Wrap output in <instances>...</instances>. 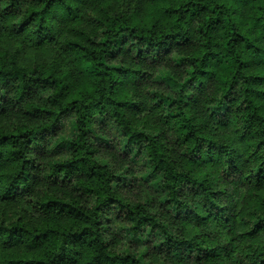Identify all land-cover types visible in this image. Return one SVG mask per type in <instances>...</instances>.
I'll use <instances>...</instances> for the list:
<instances>
[{
  "label": "clouds",
  "instance_id": "obj_1",
  "mask_svg": "<svg viewBox=\"0 0 264 264\" xmlns=\"http://www.w3.org/2000/svg\"><path fill=\"white\" fill-rule=\"evenodd\" d=\"M264 264V0H0V264Z\"/></svg>",
  "mask_w": 264,
  "mask_h": 264
},
{
  "label": "trees",
  "instance_id": "obj_2",
  "mask_svg": "<svg viewBox=\"0 0 264 264\" xmlns=\"http://www.w3.org/2000/svg\"><path fill=\"white\" fill-rule=\"evenodd\" d=\"M9 264H19V261H9ZM24 264H32V262L25 261ZM36 264H40V262L37 261Z\"/></svg>",
  "mask_w": 264,
  "mask_h": 264
}]
</instances>
